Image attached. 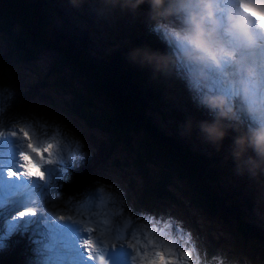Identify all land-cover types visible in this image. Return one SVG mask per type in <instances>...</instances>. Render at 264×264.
Wrapping results in <instances>:
<instances>
[{"label":"clouds","instance_id":"1","mask_svg":"<svg viewBox=\"0 0 264 264\" xmlns=\"http://www.w3.org/2000/svg\"><path fill=\"white\" fill-rule=\"evenodd\" d=\"M97 2L144 17L165 49L134 47L129 60L154 75L180 76L182 70L180 78L205 113L195 121L201 140L219 151L230 138L236 173L264 174V0ZM186 127L193 128L191 119Z\"/></svg>","mask_w":264,"mask_h":264},{"label":"trees","instance_id":"2","mask_svg":"<svg viewBox=\"0 0 264 264\" xmlns=\"http://www.w3.org/2000/svg\"><path fill=\"white\" fill-rule=\"evenodd\" d=\"M0 1L5 5L4 8L3 4L1 5L5 13H7L6 7L16 10H10V14L7 13L8 16L12 14L14 21L7 19L5 22L4 16L0 14V31L4 32L3 35L10 43L9 57L14 55L16 61L25 63L33 59L35 57L34 54L40 50L39 47L44 45L41 44L43 43L42 38L46 43H53L62 59H60L59 64H56L57 67L50 69V74L59 78L55 82L56 87L70 89V111L81 114L91 125H95L94 119L98 123L100 120L107 121L104 117L100 119L90 104V94L93 95L100 88L114 103L117 112L119 111L130 120L135 121L137 126L147 134L150 146L147 154L144 153V157L146 155L151 161L158 157L159 162L157 164H162L168 168V177H177L181 182L188 178L190 184L185 185L187 192L194 197L195 205H198L200 209H207L215 216L221 217L230 223L232 229L234 228L242 235L243 239L237 236L233 230L234 236L241 245L249 241L253 245V238L250 234L251 227L243 221L241 210L235 203L227 202L226 195L220 193L216 186L212 184L216 180V168L210 162V159L204 156H197L191 149L183 148L175 139L164 136L149 126L142 113V108L146 106L143 98L149 97L151 101L157 104L156 97L153 94H149V89L146 85L148 84L147 81L150 80V70L132 63L128 58L129 50H125V45L113 50L112 56L108 58V61L101 62L100 60L98 61L100 64L92 63L84 58L83 52L74 44L72 37L68 38L64 34L55 32L50 28L47 18L40 7V5L44 4L42 0ZM23 36H25V39H22ZM9 37L17 38L16 42L13 43ZM21 40H25L27 44L31 43V46L27 47L24 44L25 48L23 49ZM70 59L74 61L72 62ZM66 62L69 64L73 63L84 77L82 84L85 87L84 89H86L85 92L74 88L72 86L73 79H70L62 72L63 67L60 65ZM142 83L144 85L141 88ZM156 149L161 154L157 155L155 153ZM166 179L161 174L146 176L145 187L148 191L153 187L157 192L166 195V198H164L166 201L172 202L173 195L169 191L170 186H172L170 183L172 179L169 181Z\"/></svg>","mask_w":264,"mask_h":264},{"label":"water","instance_id":"3","mask_svg":"<svg viewBox=\"0 0 264 264\" xmlns=\"http://www.w3.org/2000/svg\"><path fill=\"white\" fill-rule=\"evenodd\" d=\"M0 14H2L3 16L5 15L8 19H10V21H14L11 15L8 16L7 13L4 12L2 6H0ZM2 34H4V32H2ZM10 39L13 43H15L17 38ZM22 39H25V36H23ZM41 40L43 42L41 44H44L45 46L43 45L39 47L40 50L34 54L35 57L33 59H30L28 62L36 60L38 53L42 50L51 49L57 53H54L57 61L53 66L57 67L56 64H59L60 59H62L60 54L57 52L53 43H46L43 38ZM24 44L27 45V47L31 46V43L27 44V42L23 40V49L25 48ZM60 66L63 67V70L64 68H68L70 72L71 69H73V71L77 75H69L70 78L74 80L77 77V79L81 82L80 88L78 90L81 89L85 92L86 89H84L85 87L82 84L84 77L81 75V73H79L78 69L73 65V63L69 64L66 62ZM50 69H52V67H50ZM50 69L48 70V72L51 71ZM64 74L68 76L67 73ZM49 78L50 76L47 74L44 77L46 81H48ZM55 89L59 90L64 95L65 93L70 94L71 92L68 88L61 89L59 87H56ZM51 97V101L46 102V104L52 109H57V103L53 99L55 96L53 95ZM70 101L71 95L69 97V105H67L66 103H62V108L64 109L63 111L67 114L72 115V117H70L71 120L73 117L81 119L86 124L87 132H91L89 130H95L97 132H101V134L104 136L103 140L101 138L99 139L92 137L91 135L88 136V138H93L96 140L95 145L97 148H100L102 152L104 167L108 168L109 172L117 177V181H119V183H117L116 185L124 189L123 191L126 193V196H129L130 194L131 196H133V205L137 208L138 213L143 214L144 212L147 215H156L165 214L167 212L166 208L164 207L165 205H163L161 201L156 200L166 198V195L157 192V190L152 187L153 184L151 185L152 189H150V191L146 190L145 187L146 176L161 174L164 179L165 177L167 178V181L172 179V182H170L172 186H170L169 191L173 195V201L179 203L178 206L180 207V210L186 213V209L189 208L191 211L193 209L198 213V215L202 216L203 218L207 217L209 220H211L212 223L224 230L217 216L209 212L207 209H200L198 205H195L193 201L194 197H192L191 194L187 192L186 185L190 184L188 178L185 177L186 179L184 183L181 182L177 177H168V168L166 166H163L162 164H157L159 162L158 157L157 159L152 161L148 159L146 155L144 157V153L147 154V150H149L150 146L147 135L137 126L135 121L130 120L126 115L121 114L119 111L117 112V108L114 103L100 88H98V91L93 93V95L90 94V104L91 108L95 109L97 115H99V118L101 119V117H104L107 121L100 120V122L98 123L96 119H94L95 125H91L82 117L81 114L70 111ZM155 153H157V155L161 154V152L157 149L155 150ZM136 191H138V195L136 194L135 196ZM135 197H137V199Z\"/></svg>","mask_w":264,"mask_h":264},{"label":"rangeland","instance_id":"4","mask_svg":"<svg viewBox=\"0 0 264 264\" xmlns=\"http://www.w3.org/2000/svg\"><path fill=\"white\" fill-rule=\"evenodd\" d=\"M70 1L72 2V0H70ZM2 4H3L2 1H0V6ZM74 4L77 5V2L74 3ZM66 5H67V3L64 4V6H66ZM4 6L5 5L3 4V8H4ZM40 7L41 8H45L42 5H40ZM5 9H6L7 13L10 14L9 11L11 9H9L7 7ZM12 10H15V9L12 8ZM47 10H46V12H47ZM11 16H12V14H11ZM7 19L8 18L4 15V21L5 22L7 21ZM88 23L91 26L94 25L93 23H91V22H89V21H87L85 19H82V20H79V22L77 21L75 23H72V27L71 28L75 32H78V33L82 34L81 31H78L79 30L78 28L73 27V24L78 25L80 28L88 29V27H89ZM49 24L51 26H53V28H55V26H56V24H54V22L52 23L51 21H49ZM104 26L105 27L96 26L98 32H92V30L90 31L89 37L91 39H94V38L96 39V37H102V41H101L102 43H101V45H98V44L92 42L90 44V47L87 46V48L85 50V56H87V54H88V55H90L92 57L98 58V59L103 60V61H105L107 59L106 55L104 53H101V52L105 51V50H108V49H105L106 47L114 46V43L112 42L113 37L109 38L108 36H109L110 33L114 34L117 30H115V32H113L106 25H104ZM86 36L88 37V34H86ZM89 37H88V39L90 40ZM7 44H8V46H7ZM9 48H10V44L8 43V41L5 38V36L2 34V31H0V58H1V61H0V82L1 83L9 82V83H12V84H16V83L18 84V82H19V84L21 86V82L17 81V79H18L19 76H23V77H25V79L22 80L23 89L30 88L34 84H37V85L40 86V82L45 77V74L48 72L50 67H53L55 65L54 63H56V61H57L56 57H55V54H57V53L55 51H53L51 49H49V50L48 49H44V50H42L41 52L38 53V55L36 57V60H34V61L27 62V63L18 62V61H16L14 59V55H12L10 57L8 56L9 55ZM97 50L99 52H97ZM73 59L75 60V58H73ZM73 59L72 60L70 59V60L73 62L74 61ZM63 73H67L69 78H70V76L77 75L73 71V69H71V72H70V70L68 68H64ZM50 80H52V79H50ZM58 80H59V78L56 77L53 85H55V82H57ZM73 81H74L73 82V87L75 86L74 88H76L78 90L80 88V85H81L80 80H78L77 77H76ZM48 88L51 89V91H52L49 94L52 95V96L53 95L55 96L53 99L57 103V107L60 108V109L57 108L55 110L52 109L51 113H53V115L55 117H53V116H50V117L52 119H54L55 121H58V124L63 125V128H65L66 132H64V135H65L66 141H64V142L77 141L76 137L85 142V144L87 145V147L89 149V153H91L92 156H93V160L91 159V163H90L91 164V170H92V166L95 163V158H94V155H93L95 150H94L93 145L88 142V140L86 138V135H87V137L91 135L92 137L99 138V139L101 138L102 140L104 139V136L101 134V132H97L95 130H89L91 132H87L86 124L81 119H77V118L73 117L72 120H71L70 117H72V115L71 114H67L66 112L63 111L64 109L62 108L63 107L62 103L63 104L66 103L67 105H69L70 94H68V93L66 94L65 93V95H64L57 89L53 90L51 87H48ZM18 91L21 92V87L18 88ZM49 94H47V95H49ZM32 105H33V107L31 109H25V110H23L21 112L19 111V113H17V114H19L20 117L24 116L23 114H26L25 116H28L31 113V110H37L38 106H39L36 102L35 103L33 102ZM41 111L44 112L43 110H41ZM149 118H150V121L153 122L154 125H155L156 124V119H153L152 116H150V114H149ZM49 122H52V121L50 120ZM165 125H166V122H164L163 126L165 127ZM165 130H166V132H169L168 129H165ZM69 131H71L74 134V136H72V137L66 136V133L69 132ZM71 132H69V133H71ZM58 136L60 137L61 133ZM208 159H210V158H208ZM90 173H91V171H90ZM105 173L108 174L109 177L112 178V179L117 178L115 175H113L110 172H105ZM92 179L95 180L94 182L96 183L101 178L99 176H94ZM103 179L105 180V178H103ZM214 184L223 193V189L219 188V185L221 187L225 188L226 183L223 180L221 181L220 177H219V181L217 179L214 180ZM104 185H107V183H105ZM263 191L264 190H262V189L260 190L261 193H263ZM136 194L138 195V191L135 192V196H136ZM136 199H137V197H136ZM170 208H171V206L166 205V210L170 209ZM186 210H187L186 213H185L186 218L196 221L200 225V227L204 230V233L209 234V235H214V233H218L220 235L225 234L227 236L228 233L224 232V230L222 228H219L217 225L212 223L211 220H209L207 217L203 218L202 216L198 215V213L195 210H193V209H192V211L189 208L186 209ZM132 211L135 212V213H138V210H137L136 207H133ZM129 212H131L130 209H129ZM169 212H171V211H169ZM127 216L129 218H135V215L133 213H131L130 215L127 213ZM154 216H161V214H156ZM162 225H160V226L162 227ZM198 232L199 231H197V233ZM197 233H195V234H197ZM195 237L198 238V239L200 238L201 240L204 241V238H202V236H200V235L199 236L195 235ZM206 238H207V235H205V239Z\"/></svg>","mask_w":264,"mask_h":264},{"label":"snow or ice","instance_id":"5","mask_svg":"<svg viewBox=\"0 0 264 264\" xmlns=\"http://www.w3.org/2000/svg\"><path fill=\"white\" fill-rule=\"evenodd\" d=\"M4 92H8L9 90H2ZM13 136H21L23 140L28 141L27 143V149L28 151H22L19 156H20V168L21 171L17 172L14 170H9L8 174L9 176H16L19 177L21 175L25 177H40L42 174L44 175L42 169L44 165L46 164H53L57 162L58 159L61 158L63 152H61L60 156L57 159H52L51 157V150L54 147L52 143H48L44 146H41L39 143H34L32 141V136L29 134L28 131H26L24 128H20L19 131H13L11 133ZM83 146L82 144L79 145V148L81 149ZM48 153V156H45V153ZM31 156L33 157V164H35L36 168L38 171L33 174L30 169H29V162H28V157ZM123 211L128 212L129 209L127 208L126 204L123 206ZM25 213L21 212L19 215L23 216ZM65 217L61 216L60 219H64ZM140 217L138 216L137 219ZM154 224L153 226L159 228L160 225L167 223L168 224V230L171 233V235H183V230L181 225L177 223H173L171 218H166L164 216H154L152 218ZM116 222L119 223V221ZM85 232L88 234L86 237L82 239V246L84 247L86 253L88 254L90 259L96 260L97 258L92 254V249L94 247L93 242H92V234L96 231L95 229L92 228H84ZM133 238L132 236V231L131 235L127 238L126 243L128 247L132 248L134 253L136 252V249L133 248L132 244L129 242ZM171 238V236H169ZM179 243V242H177ZM154 255L157 257V259L151 260L148 262V264H175V262L171 259H167L165 257V253L163 251L156 252ZM184 256H189L188 252L183 253ZM100 264H107V261L105 260L104 256L101 255L99 257Z\"/></svg>","mask_w":264,"mask_h":264},{"label":"bare ground","instance_id":"6","mask_svg":"<svg viewBox=\"0 0 264 264\" xmlns=\"http://www.w3.org/2000/svg\"><path fill=\"white\" fill-rule=\"evenodd\" d=\"M10 44V43H9ZM7 46H8V44H7ZM13 47V46H12ZM13 49V48H12ZM67 134V133H66ZM33 137V136H32ZM35 138V137H34ZM56 138H58V139H55V138H52V137H50V136H47V138H46V140L48 141V143H52L53 145H54V147L52 148V151H51V153L53 154V153H55L58 149H60L61 147H62V145H63V147H67V146H71L72 144H73V142L72 141H68V142H64L63 144L61 143V141H60V137L57 135L56 136ZM186 138V136L185 137H183V139H185ZM65 141H66V139H65ZM78 150H81L82 151V149H80V148H77V151H76V153L74 154V152H72L69 156H66V157H64L63 158V160H64V163L65 164H69L70 163V167L71 166H79V164H80V162L82 161V159H83V157L82 156H80L79 154H78ZM228 160V159H227ZM210 163V162H209ZM211 165V164H210ZM216 168V167H215ZM94 176H92V177H84V185H83V187H82V189L81 190H86V191H95V188H97L96 186H98V189H100L102 192H103V199H102V202H105V201H107V200H111V201H113V202H116V201H118V198H117V196H119L118 194H117V190L115 189V188H113V187H115L116 185H111V188L109 189L108 187H106L104 184L105 183H107L104 179H103V177L100 179V180H98L96 183L94 182L95 180H93L92 178H93ZM67 184H72L71 182H67ZM21 185V184H20ZM0 190H1V188H0ZM68 190V189H67ZM72 195H74V194H72ZM85 195V194H84ZM90 196V195H89ZM76 201L78 202V200L76 199ZM85 203H92V200H90V201H86ZM84 203V204H85ZM35 204H36V202H35ZM95 206V205H94ZM112 208H116V206L115 205H113V206H109V209H112ZM104 216H106V214L104 215ZM137 226L139 227V228H141V226H142V223L141 222H138L137 223ZM185 226L189 229V230H192V228H191V226H189V225H187L186 223H185ZM33 228L35 229V230H37V227H35V226H33ZM107 234H108V232H107V230H106V237H107ZM257 234V233H256ZM260 238H262V239H264V237L263 236H261V235H259V234H257ZM34 238L36 239V237H35V234H34ZM112 242H114V241H116V240H111ZM37 243H39L40 241H36ZM33 248H35L34 250H35V252L36 253H33L34 251H31L32 249H30L29 248V250H28V256H29V258H30V264H33V262H32V256H34L35 258H40V257H38V255L40 254V252H41V247H38V246H35V247H33ZM229 261L230 262H232V261H235V254H234V252H232V255L229 257ZM63 264H65V263H63ZM248 264H252V263H248Z\"/></svg>","mask_w":264,"mask_h":264}]
</instances>
